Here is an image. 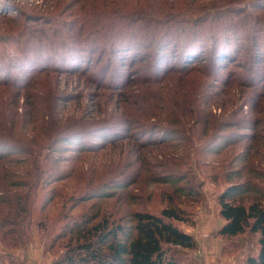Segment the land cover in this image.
<instances>
[{
  "label": "rangeland",
  "instance_id": "obj_1",
  "mask_svg": "<svg viewBox=\"0 0 264 264\" xmlns=\"http://www.w3.org/2000/svg\"><path fill=\"white\" fill-rule=\"evenodd\" d=\"M103 1L0 0V81L9 80L11 86H17L23 78L20 67L29 69L31 65H36L42 69H50L49 74L39 77L41 86L36 87L38 86L36 84L40 83L36 82L33 87L36 85V89L42 88L50 80L58 82L59 93L56 95V102L60 108L56 110L57 114L60 118L79 122L78 130L81 131L84 142H87L81 145L102 142V136L106 131L95 134L96 129L93 128L106 126L104 125L106 123L113 125L122 117L121 111L118 112L116 107L127 97H122L126 91H135L130 95L134 97L141 94L135 85L129 90L118 87L108 89L101 87L95 80L96 74L100 76L104 70L106 73L109 72V80L112 82L121 80L126 74L123 66H115L118 64L117 60H112L113 68L100 62L103 46L81 42L58 47L60 40L75 42L79 34L82 36L84 27L81 25V19L86 16H84L86 11H89L87 15L91 16L89 21L91 27L100 21H107V25L110 16L114 20L118 14L115 10L126 12L139 8L147 16L157 18L165 16L170 18L184 16L189 20L206 18L209 25L215 24V19L220 14L236 18L237 27L234 35L244 37L246 31L241 26V20L247 19L255 9L251 8L258 5L257 2H261V0H113L104 10L101 5ZM94 7L96 10H91ZM4 8H7V11ZM237 10L239 11L235 12ZM129 15L130 13H125L123 23L130 18ZM29 18L33 20L30 21ZM223 25L227 27L229 24ZM73 27L80 30H74L71 36L70 30ZM255 30L257 39L263 43V34H259L258 27H255ZM231 36L233 37V33ZM248 36L253 37L254 34H249L246 38ZM46 38L49 39L50 49L44 50L41 45L47 46L44 42ZM177 41L175 37L171 45L177 44ZM207 41L208 45L212 42L208 38ZM130 43L132 46L134 41ZM250 43L249 41V51L252 49ZM95 48L98 49L94 53L98 66L100 68L109 66L106 69H99V73L90 72L92 81L80 74L63 72L69 61L81 60L82 66H85ZM205 56L208 60L200 62L191 77H187L189 79L183 80L180 76L171 75L170 81H166L168 83L152 87L153 96L161 97V92L166 93L167 103L172 104L175 112H186L187 108H184L188 103L186 97L193 98V92L198 93L197 102H202L201 93L196 92L199 86L207 84L210 92H214V80L204 79L202 73L213 76L217 73L215 76L221 78L230 70L245 81L248 72L263 65L260 57L252 59L249 54V58L242 59L241 55L236 65H229L225 71L217 72L214 64L220 65L222 63L219 61L220 58L215 61L208 57V54ZM145 62L144 66L147 64L151 68L152 59ZM147 68H141L136 72L142 71L141 76L143 74L148 76V73L143 72ZM161 88L164 89L160 90ZM15 92L12 87L0 86V106L6 101L16 103L18 113L23 114L29 98L25 95L17 98L18 93ZM251 94L249 86L239 81L230 86L220 85L210 109L213 117L206 114L205 108H196L186 116L189 117L188 121L177 124L176 131L170 133L166 131L163 121L158 123L156 122L158 119L154 118L143 124L142 127L148 126L147 129H139V126L134 125L135 135L138 134L136 137H132L134 131L127 129L125 137L116 146L102 145L99 147L103 148H96L93 152L84 154L83 165L79 164L75 173L58 184L60 194L55 197L54 203H48L49 189L37 190L36 196L31 194L25 197L33 212L28 223L30 226L25 228V235L30 242L26 246L10 247L7 242L0 240V264H55L65 255L69 238L73 235L67 227L71 219L80 221L85 215L91 218L99 216L98 221L109 218L112 226L118 224L132 226L135 212L159 215L172 203L180 205V208L185 210L187 221L171 222L197 242L193 249L164 245L168 255L180 264H244L249 256H256L260 248L259 235L246 232L228 238L219 234L225 223L220 216L219 195L232 185L249 186L250 181L264 189V176L254 178V175L261 172L264 175V139L259 134V138L253 140L251 137L253 131L243 123L245 118L249 119ZM68 96H71L70 99L64 101L63 98L66 99ZM134 97L131 99L135 100ZM153 101L150 99V102ZM175 104L180 105L176 107ZM4 115L6 116V112ZM139 116L145 120L150 115ZM205 118L209 123H205ZM168 119L171 121L172 117L169 116ZM164 120H167L166 117ZM33 128H36V125ZM257 132L264 133V122ZM151 138H156L158 142L150 144ZM58 144L64 146L63 142L58 141ZM81 145L77 143L74 146ZM20 158L23 157L12 156L11 159L14 161H10V167L18 171H15L16 174L27 170L18 162ZM173 177L179 180L174 182ZM178 187L186 190L177 191ZM171 199L173 200L170 201ZM249 199L246 197L245 203L248 204ZM20 217L23 219V216Z\"/></svg>",
  "mask_w": 264,
  "mask_h": 264
},
{
  "label": "trees",
  "instance_id": "obj_2",
  "mask_svg": "<svg viewBox=\"0 0 264 264\" xmlns=\"http://www.w3.org/2000/svg\"><path fill=\"white\" fill-rule=\"evenodd\" d=\"M112 1L104 0L102 2L104 10L112 4ZM257 4L251 8H255L252 14L247 19L241 20V26L245 28L246 36L254 34L253 37L248 36L247 38L234 35L237 27L236 18L220 14L216 17L215 24L209 25L206 18L197 20H189L184 16L157 18L151 17V15L147 16L139 8L126 12L115 10L118 14L114 20L110 16L107 25V21H100L91 27L89 22L91 16L87 15L89 11H86L84 14L86 16L81 19L84 31L82 36L80 34L77 36L81 41L79 42V38L75 42L60 40L58 47H67L81 42H91L97 46H103L100 62L103 65L109 64L113 68L112 60H117L118 64L115 66H123L126 74L121 80L112 82L109 80V72L106 73L104 70L100 76L96 74L95 80L104 88L118 87L129 90L132 85H135L141 92L136 97L130 96L135 91L129 90L124 93L122 97H127L116 107L118 112L121 111L122 117H119L115 124L106 123L104 124L106 126L93 128L96 129L95 134L102 133L103 130L106 131L100 143L92 142L93 144L81 145V143L87 142H84V137L78 130L79 122L58 116L56 111L60 108L56 102V95L59 93L58 82L50 80L47 81L46 86L36 89L41 86L39 77L49 74L50 69H42L36 65H31L32 67L30 66L29 69L19 66L23 78L17 86H11L9 80L0 81V86L14 88L18 93V97L16 94L17 98L22 95L29 98L23 114L18 113L16 103L6 101L3 102V106H0V240L7 242L10 247L28 245L30 241L25 235V228L30 226L28 223L33 212L25 197L31 194L36 196L37 190L49 189L48 203H54L55 197L60 194L58 184L75 173L79 164L83 165V155L106 145L116 146L125 137V130L134 131L136 128L134 125L139 126V129H147L148 126L142 127L143 124L149 123L151 119L155 118L158 119L156 122L163 121L162 124L167 128V132H174L178 127L177 124L188 121L189 117L186 118V116L200 107L205 108L206 114L213 117V112L210 109L213 97L217 94L220 85L230 86L239 81V83L249 86L252 91L249 98V102H251L249 119L245 118L243 123L253 131V135H251L253 140H257L259 134L264 139V133L257 132L264 122V118L260 116H264V40L263 43L259 42L255 32V27H258L259 34L262 33L264 38V0ZM4 9L7 11V8ZM251 9L249 8V10ZM91 10H96V8ZM125 13H130V18L123 23ZM29 20L31 21L33 18H29ZM222 23L229 25L226 27ZM249 23L251 24L250 28ZM77 29L79 28L73 27L70 30V35L72 36L73 31ZM175 37L178 39V43L171 45ZM207 38L212 40L210 45H208ZM131 41H134L132 46L130 45ZM249 41L252 46L250 51ZM44 42L47 43V46L42 44L41 47L44 50L50 49L48 48L49 39L46 38ZM97 48L93 50L91 58L85 66H82L81 60L79 62H76L77 60L69 61L68 66H64L63 72L80 74L92 81L93 77L89 75L90 72L99 73V69H106L109 66L101 68L98 66L94 58V53L98 51ZM206 54L215 61L220 58L219 61L222 62L220 65L213 63L217 72L225 71L229 65H236L239 62L238 57L241 55L242 59L249 58V54L252 59L260 57L263 65L252 69L253 71L250 73L248 72L245 81L239 79L238 74L236 72L233 74L230 70L221 78L215 76L217 73H214V76L202 73L204 79L214 80V92H210L207 84L199 86L196 92L201 93L202 102H197L198 93L193 92L195 97H186L188 99V103L184 105V108H187L186 112H175L172 104L167 103L166 93L161 92V97L153 96L152 87L168 83L166 81H170L171 75L180 76L183 80L189 79L187 77H191L193 71L199 67V63L207 59ZM107 55L109 56L107 57ZM150 59H152L151 68L147 64L144 66L143 63ZM141 68H147L143 72L148 73V76H143V73L141 76L142 71L136 72ZM36 82L40 83L33 87ZM169 84L172 83L169 82ZM162 89L164 88L160 90ZM35 92L37 95H34ZM70 97L63 98V100L68 101ZM132 97L135 100L131 99ZM204 98L207 99L204 100ZM150 99L154 101L150 102ZM18 100L16 99V101ZM175 105L178 107L180 104ZM139 114L150 116L142 120ZM169 116L172 117L171 121L168 119ZM165 117L168 121L164 120ZM196 121L197 119H195ZM205 121V123H209L206 118ZM200 123L202 124V121ZM34 125L36 128H33ZM133 133L132 137L138 135H135V131ZM58 141L63 142L64 146H59ZM150 142V144H156L158 140L153 138ZM77 143L81 146H74ZM102 145L103 147H99ZM12 156H22L23 158H20L18 162H21L24 169L27 170L16 174V170L14 171L10 167V161H14L11 159ZM25 172L27 173L24 174ZM262 174L263 172L254 175V178H262L264 176ZM178 180L173 177L174 182ZM182 190L185 191L186 188H177V191ZM23 194L24 196H22ZM246 197L250 198L248 204L245 203ZM262 197H264V189L251 181L249 186L247 184L232 185L219 195L220 216L225 222L219 231L220 236L233 238L246 232L259 235L258 254L249 256L244 264H264V200ZM20 216H23V219ZM185 217V210H182L180 205L172 203L164 208L159 215L151 212H135L132 217L134 220L132 226L122 224L112 226L109 218L98 221L99 216L91 218L85 215L80 221L71 219L67 227L73 235L69 238L65 255L55 264H180L168 255L164 245L183 249L196 247L195 239L171 222V220L187 221Z\"/></svg>",
  "mask_w": 264,
  "mask_h": 264
}]
</instances>
